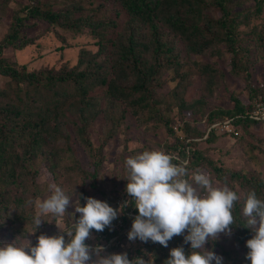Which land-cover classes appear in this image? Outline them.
Wrapping results in <instances>:
<instances>
[{"label": "trees", "instance_id": "trees-1", "mask_svg": "<svg viewBox=\"0 0 264 264\" xmlns=\"http://www.w3.org/2000/svg\"><path fill=\"white\" fill-rule=\"evenodd\" d=\"M115 1L128 15L120 28H116L113 19L74 16L73 9L58 10L34 0L14 12L7 32L0 39V75L8 78L5 86L0 88V227L4 224L10 228L32 225L33 212L28 218L26 211L34 209L38 156L54 173L63 160L67 161L61 173L88 180L94 188L103 163L101 148L106 141L95 145L89 137V130L97 118L109 122L112 134L124 120L126 112L142 121L153 118L160 121L164 118L163 113L168 114L173 106L182 108L186 105L183 98L186 75L180 69L182 63L174 39L167 37L166 30L173 32L190 54L198 55L206 47L218 44L232 55V65L238 73L247 72L248 61L239 62L237 51L240 40L243 41L238 26L247 23V17L239 19L241 13L232 12L230 0ZM29 18L45 20L75 32L87 27L96 38L98 48L95 52L82 48L74 65L64 62L57 68L30 71L18 67L1 53L8 46L21 48L33 43L32 38L20 34ZM240 49L244 50L243 47ZM201 66L205 70L212 69L210 64ZM167 73H172L170 81L174 85L162 95L159 91L168 83L165 80ZM102 88L105 90L98 92ZM121 104L125 108L119 111ZM253 111H245L237 99L235 110L214 111V115L208 116V122L214 123L218 113L230 115L235 122H244L248 126L264 122V117H255ZM165 125L170 133L177 132L174 126L173 130L168 126L167 121ZM187 138L191 136L177 138L170 150L184 151L183 140ZM77 146L88 155L92 169L80 164ZM195 155V158L189 157L187 168L208 167L218 181L227 184L240 196L233 210L238 225L233 226V233L236 242L245 243L253 233L242 227L244 203L252 190L258 198L264 199V171L228 170L201 152ZM30 186L33 188L31 192ZM88 191L82 186L81 196L88 197ZM129 199V196L124 197L122 203ZM117 203L115 200L111 205L119 208ZM137 214L134 204L130 205L113 221L111 228L106 227L102 232L93 230L92 233L99 234L105 241L116 237L106 249H117L128 237ZM39 230L38 233L42 231ZM143 244L155 264H164L174 247L182 245L186 252L191 250L190 243L184 244L183 235L174 236L167 247L152 241ZM221 251L225 254L223 264H251L245 259L248 249L238 255H229L224 248Z\"/></svg>", "mask_w": 264, "mask_h": 264}, {"label": "rangeland", "instance_id": "rangeland-1", "mask_svg": "<svg viewBox=\"0 0 264 264\" xmlns=\"http://www.w3.org/2000/svg\"><path fill=\"white\" fill-rule=\"evenodd\" d=\"M40 1L58 10L73 9L74 16L92 15L103 16L105 20L113 19L117 23L116 28L123 26L128 16L115 0ZM33 2L34 0H0V39L7 32L14 12L20 6ZM229 4L233 13H241L239 19L247 17V23L238 26L243 41L240 40L241 45H238L237 51L239 62L248 61V73H238L232 65V55L218 44L206 47L198 55L190 54L183 42L178 40L173 32L166 30L167 37L177 42L173 40L179 60L182 63L180 69L186 75L184 77L186 79L185 95L183 96L186 105L182 108L173 106L168 114L163 113L162 117L164 118L160 121L157 118L142 121L126 112L124 120L114 129L112 134L113 129L109 127V122L103 118H97L89 130V137L95 145H99L104 139L106 141L101 148L103 163L99 169L94 188L90 186L88 180L61 173L64 172L62 169L68 164L67 161H62L61 166L56 169L57 172L55 171L56 174L60 175H56L50 170L48 164L38 156L35 163V166L38 167L36 177L38 190L34 198L35 201H33L34 209L30 208L26 211L28 218L32 212L34 218L37 211L36 202L43 201L51 195L49 185L61 187L66 194L72 197L74 203L79 197L80 203L86 204L85 197L80 195V188L85 186L87 190H90L87 192L88 197L106 200L109 204H113L116 200L120 206L122 199L128 197L125 190L128 182L126 179L120 178L126 174L124 162L127 158L145 150L164 151L173 156L172 163L178 165L187 166L189 157L195 158V154L201 152V154L210 157L216 165L228 170L264 171V166H261L264 164V122L248 126L244 125V122H235V118L232 119L230 115L225 114L223 116L219 113L214 123L208 122V116L214 111L235 110L237 99L245 111L254 110L252 113L254 116L264 117V110L262 109L264 106V0H230ZM20 34L25 38H32L33 43L21 48L8 46L2 50L1 55L28 71L44 67L57 68L64 62L74 65L82 48L91 52H95L98 48L96 38L89 33L87 27H84L80 32H75L45 20L29 18L26 20V27L21 30ZM172 39L168 40L172 41ZM242 47L244 50L240 49ZM204 64H210L212 69H203L201 65ZM172 76V73L165 75V80L168 83H165L160 89L159 94H167L173 87L174 83L170 81ZM7 80L6 76L0 75V88L5 86ZM104 90L105 88H102L98 92L101 93ZM174 102L177 103V99ZM123 108L125 105L121 104L118 110ZM166 121L168 126L172 127V130L174 126L177 132L174 131L173 134L167 131ZM186 135L191 136V138L183 140L185 150L181 152L171 151L172 143L177 138H185ZM188 141L191 143L188 144ZM76 150L82 167L92 169L88 164V155L79 146L76 147ZM187 171L190 175L185 179L190 182H193L191 181L192 174L202 172L211 179L214 186L223 187L225 185L218 181L210 169L204 165L189 167ZM29 188L30 192L33 191L32 186ZM74 203L69 206L65 216L59 219V223L63 226H71L74 218H79L80 214L75 213ZM33 218L32 225H26L23 228H10L7 224L1 226L0 242L10 243L18 235L23 239L29 232L35 231ZM44 219L52 220V222L42 221L39 227L42 230H39L41 234H60L55 217L48 216ZM119 220L121 219L119 218ZM37 231L35 234H29L33 245L38 242L37 238L40 233ZM65 238L67 241V236ZM115 238L105 241L104 238L100 239L99 234L92 233L89 238L90 242L86 241V243L93 246L96 244L104 245L105 252L102 253L103 255L127 252L129 259L138 256L144 257L145 260L149 259V253L139 239L130 241L126 237L122 241V246L117 249H106ZM216 244L225 250L227 249L229 255H238L248 249L246 242H236L233 231L230 236L221 234L219 240L214 242L210 240L206 244L207 248L213 249L225 260V254L221 251L222 248L220 249ZM95 258L93 256V259Z\"/></svg>", "mask_w": 264, "mask_h": 264}, {"label": "clouds", "instance_id": "clouds-1", "mask_svg": "<svg viewBox=\"0 0 264 264\" xmlns=\"http://www.w3.org/2000/svg\"><path fill=\"white\" fill-rule=\"evenodd\" d=\"M173 159L161 150H145L127 158L126 174L120 178L128 182L125 190L130 199L119 208L91 196L85 197L86 204L82 205L79 197L74 203L61 187L49 185L51 195L36 202V230L23 239L18 235L10 243L0 242V264H155L152 254L147 260L142 256L129 259L127 252L103 255L104 245L86 243L92 230L111 228L118 215L133 204L138 214L128 232L130 241H152L167 247L174 236L183 235L184 244L190 243V252L182 245L172 248L164 264H223V257L206 244L219 240L221 234L230 236L233 226H238L233 210L240 196L227 184L214 186L202 172L192 174L194 183L190 182L185 179L190 175L186 166L172 163ZM73 203L79 218H74L71 226H63L59 219ZM242 214V227L253 233L246 241L245 259L264 264V199L258 198L255 190L248 193ZM48 216L56 218L60 234H41L33 245L29 234H35Z\"/></svg>", "mask_w": 264, "mask_h": 264}, {"label": "built area", "instance_id": "built-area-1", "mask_svg": "<svg viewBox=\"0 0 264 264\" xmlns=\"http://www.w3.org/2000/svg\"><path fill=\"white\" fill-rule=\"evenodd\" d=\"M262 109L264 110V106L262 107ZM255 117H257V116H255Z\"/></svg>", "mask_w": 264, "mask_h": 264}]
</instances>
